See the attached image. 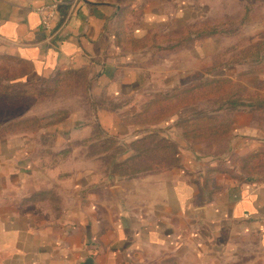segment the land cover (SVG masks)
<instances>
[{"label": "crops", "instance_id": "crops-1", "mask_svg": "<svg viewBox=\"0 0 264 264\" xmlns=\"http://www.w3.org/2000/svg\"><path fill=\"white\" fill-rule=\"evenodd\" d=\"M54 1L0 0V57L30 83L79 75L87 101L0 136V264H264V112L208 144L178 125L192 108L160 102L217 66L218 38L185 34L204 1L63 0L45 32Z\"/></svg>", "mask_w": 264, "mask_h": 264}, {"label": "rangeland", "instance_id": "rangeland-1", "mask_svg": "<svg viewBox=\"0 0 264 264\" xmlns=\"http://www.w3.org/2000/svg\"><path fill=\"white\" fill-rule=\"evenodd\" d=\"M203 1L207 10V23L222 31L220 35L213 36L218 38L215 43L218 48L223 47L222 51L211 58L225 65L234 61L241 63L242 66L234 71L238 82H233V85L225 84L223 100L220 98V93L208 94L207 99L203 98L202 102L196 106L208 111L217 107L223 109L224 111L217 119L218 122L211 123L219 125V121H222L226 128L231 122V113L227 110L231 107V100L245 105L240 107L242 109L251 108L254 103L264 102V72L258 73L257 67L249 63L250 58H243L246 54H251L257 44L264 40L262 35L264 33V0ZM246 15L250 21L254 19L255 22L248 23ZM241 21L245 23L240 24ZM213 38L209 37V39ZM28 71L29 68L24 65L14 63L6 57H0V136L22 132L25 129L36 130L42 126L47 127L61 118L65 119L73 111L84 108L87 103L84 94L85 83L79 75L66 74L29 85L15 82L24 79ZM229 71V74H232V69ZM258 111L262 116L264 107H260ZM218 135V139L209 136L195 142L219 144L220 141H226L229 136L226 132ZM153 143L157 144L156 139ZM163 150L166 152L167 148ZM172 152L170 149V155Z\"/></svg>", "mask_w": 264, "mask_h": 264}, {"label": "trees", "instance_id": "trees-1", "mask_svg": "<svg viewBox=\"0 0 264 264\" xmlns=\"http://www.w3.org/2000/svg\"><path fill=\"white\" fill-rule=\"evenodd\" d=\"M248 12V10H247ZM248 23L255 22L254 19H251L250 21L247 17L245 16ZM246 21V23H247ZM241 21L240 24H242ZM245 23V22H244ZM190 33L194 34L195 38H201L204 37V34H206L207 37H213L220 35L222 33L221 30H218V27L214 25H209L207 22L203 23L201 25L192 27L190 30H185V34L189 35ZM193 39V37H191ZM243 58H250L249 63L256 66L258 69V73H263L264 72V40L260 41L257 44V47L251 54H246ZM217 60V59H216ZM215 62L217 63V66H215L213 69L209 70V76L205 81H202L200 84L197 85H191L189 89L186 90H178L175 89L173 91V94L170 98H163L160 102L165 106V107H174L176 110L187 107V108H192V113L189 117L187 118H182L181 121L178 123L179 127L183 131V136L186 138L192 140V141H202L205 138H209L214 136L215 138L218 139L219 135L221 133H228L229 135V130H230V125H228L225 128V125L221 123L222 121H219V125H212V121H217L219 115L218 113L223 112L224 110L221 109L220 107L212 109L211 111H208L206 109H199L196 107L200 102H202V99L204 98L207 99L208 94H216L220 93V98L223 100V89L225 84H232L233 82L229 78H210L212 75L213 70L215 69H220V66L228 67L230 65H235V64H241L237 62H232V63H225L223 62ZM16 83H23L26 85L29 84H35V83H30L27 81H24L23 79H19L15 81ZM14 82V83H15ZM40 83V82H39ZM236 83V82H235ZM174 96V98H173ZM217 95H215L216 97ZM218 97V96H217ZM264 98V97H263ZM230 102V101H229ZM228 102V103H229ZM231 107L230 109H227L228 111L233 112L237 110H241V106H245L243 104H238L237 102H234L231 100L230 102ZM260 107H264V102L263 103H258V104H253L251 108L253 109H260ZM218 122V121H217Z\"/></svg>", "mask_w": 264, "mask_h": 264}, {"label": "built area", "instance_id": "built-area-1", "mask_svg": "<svg viewBox=\"0 0 264 264\" xmlns=\"http://www.w3.org/2000/svg\"><path fill=\"white\" fill-rule=\"evenodd\" d=\"M62 4L63 0H55L50 5L38 9V13L41 15V24L45 32H51L53 19Z\"/></svg>", "mask_w": 264, "mask_h": 264}]
</instances>
